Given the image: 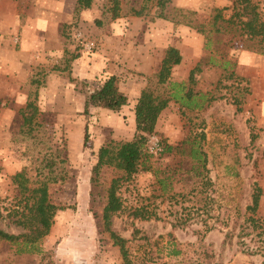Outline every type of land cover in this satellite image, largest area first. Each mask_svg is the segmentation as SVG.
<instances>
[{
  "label": "rangeland",
  "instance_id": "obj_1",
  "mask_svg": "<svg viewBox=\"0 0 264 264\" xmlns=\"http://www.w3.org/2000/svg\"><path fill=\"white\" fill-rule=\"evenodd\" d=\"M107 1L75 9V0H0V228L21 232L5 213L20 199L11 176L22 170L27 187L50 170L62 173L47 195L64 206L31 252L0 240V264H120L99 217L121 172L105 166L92 183L91 169L98 146L132 137L133 104L146 84L160 90L153 75L166 46L181 58L162 88L177 97L146 138L148 170L116 190L121 204L110 229L133 264H264V54L209 22L214 7L226 18L232 0H169L168 8L189 11L203 32L155 17L156 0H119L116 18ZM252 1L264 13V0ZM141 2L143 14L132 15L129 6ZM110 74L125 104L84 114L85 94ZM187 156L204 157L209 184ZM254 186L261 195L251 227L245 207Z\"/></svg>",
  "mask_w": 264,
  "mask_h": 264
},
{
  "label": "trees",
  "instance_id": "obj_2",
  "mask_svg": "<svg viewBox=\"0 0 264 264\" xmlns=\"http://www.w3.org/2000/svg\"><path fill=\"white\" fill-rule=\"evenodd\" d=\"M107 11L111 18L119 16L120 2L119 0H108ZM169 0H156L154 16L169 20L173 23L183 24L194 28L198 32H203V26L200 23H194L188 17L190 12L181 10L179 8H168ZM90 0H75V9L88 7ZM144 4L135 8L129 6V12L134 16H141L143 14ZM224 8H211L209 22L211 24H223L220 29L223 32L230 34L242 35L244 40L251 41L252 44L243 46L249 47L250 51L264 54V13L258 8L257 4L252 0H232L230 14L224 18L221 11ZM220 26V25H219ZM219 29V28H218ZM214 31H218L214 29ZM248 49V48H247ZM162 58L159 62L158 70L154 73V85L159 87L156 90L152 85L146 84L143 86L135 99L133 104V122L134 133L128 140L123 141H106L105 144L98 146L95 153V162L91 169V181L96 182L98 172L105 166H111L121 172L115 178H112L106 189V201L100 211V221L103 231L107 232L113 245L118 247L121 260L120 264H133L124 246V239L114 233L110 229L109 217L112 213L120 208L121 200L116 190L121 182L130 180L139 171H147L148 166L145 165L148 153L146 151V138L155 134V122L160 114V111L165 106L166 102L177 97L175 93L169 94L162 88V85L168 83V77L172 66L177 65L180 61V54L177 49L172 46H166L162 51ZM198 65H195L188 74V80L193 81V72L198 70ZM232 74V72H230ZM116 76L110 74L104 78L102 82L92 88L85 94L82 101L83 113H87L88 107H100V109H107L116 111L120 106L125 104V96L119 92L115 87ZM187 94V91L185 92ZM30 106L26 102L24 107ZM31 108V107H30ZM22 113L21 110H19ZM33 111V108H31ZM24 115V114H23ZM31 116H24L23 122H30ZM86 127L83 131L82 143L86 140ZM161 150L169 149L161 140L157 144ZM195 165L202 168L204 175L201 177L202 184H209L205 176L206 169L203 156H187ZM43 166L48 162L44 161ZM50 172L41 178V181L35 187H27L28 179L25 177V171L22 170L11 176L12 183L16 186L17 193L20 196L19 201L10 208L6 209L5 216L8 222H11L15 228L21 230L18 234H11V232L4 231L0 228V240L10 242V244L20 246L19 252H31L36 243L48 234L51 225V217L55 210H61L64 206H55L48 200L47 184L50 182H58L63 180L62 173L53 174ZM261 191L254 186L250 195V204L245 207V211L250 215L246 220L251 227H254L258 222L253 219L251 215L254 214L258 207V201ZM140 218H143L137 215ZM225 224V223H224ZM214 223L205 225V231L213 229ZM226 236V235H225Z\"/></svg>",
  "mask_w": 264,
  "mask_h": 264
},
{
  "label": "built area",
  "instance_id": "obj_3",
  "mask_svg": "<svg viewBox=\"0 0 264 264\" xmlns=\"http://www.w3.org/2000/svg\"><path fill=\"white\" fill-rule=\"evenodd\" d=\"M90 46H91V42H86V43H85V47H86V49H89Z\"/></svg>",
  "mask_w": 264,
  "mask_h": 264
}]
</instances>
